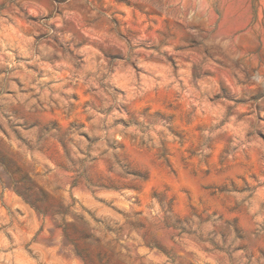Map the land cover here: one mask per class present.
I'll return each instance as SVG.
<instances>
[{"label":"clouds","instance_id":"1","mask_svg":"<svg viewBox=\"0 0 264 264\" xmlns=\"http://www.w3.org/2000/svg\"><path fill=\"white\" fill-rule=\"evenodd\" d=\"M0 61V174L48 189L6 254L264 264V0H0Z\"/></svg>","mask_w":264,"mask_h":264},{"label":"rangeland","instance_id":"2","mask_svg":"<svg viewBox=\"0 0 264 264\" xmlns=\"http://www.w3.org/2000/svg\"><path fill=\"white\" fill-rule=\"evenodd\" d=\"M23 11V10H22ZM40 17H28L33 23H38ZM26 21H21L22 25H26ZM53 29L55 26H51ZM23 37L31 35V30L25 28L21 33ZM45 33H39L32 35L33 40H43ZM55 39V37H53ZM57 44H60L59 40H56ZM16 47H9V51L18 63H24L28 57L20 54L22 40L16 41ZM63 47V45H60ZM36 54L40 55V50L36 49ZM45 59L44 56L41 57ZM52 59V57H47ZM173 60L172 57H169ZM174 63V60H173ZM9 71V69L0 61V73ZM43 69L35 64H25V70L22 72L23 75H27L28 72H36L39 75L43 74ZM11 79L18 85L23 87V82L20 76H12ZM0 151L7 152V145H0ZM6 163H9L6 161ZM37 175H29L28 171L17 169V175L12 180L11 184L5 182V178L0 174V226L4 225L5 222L14 225V231L16 236H13L12 232L5 233L3 228L0 227V264H36L37 255L34 254L33 250L28 246L24 245L23 248L17 249L15 256L3 251L5 241L9 244L14 239L21 238L33 224H38L39 217L44 214L37 209L36 204L38 201L45 199L48 189L44 183L37 178L39 169L36 170ZM39 206V205H37ZM40 231H43V227H40ZM39 233L37 232L32 236L33 241H37V246L40 251H43V244L37 240ZM5 255H7V262H5Z\"/></svg>","mask_w":264,"mask_h":264}]
</instances>
